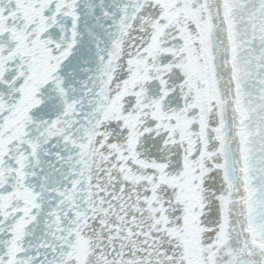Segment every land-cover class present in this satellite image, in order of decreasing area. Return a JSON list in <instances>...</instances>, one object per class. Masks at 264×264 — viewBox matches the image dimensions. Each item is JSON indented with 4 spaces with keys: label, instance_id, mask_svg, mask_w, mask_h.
I'll use <instances>...</instances> for the list:
<instances>
[{
    "label": "snow or ice",
    "instance_id": "1",
    "mask_svg": "<svg viewBox=\"0 0 264 264\" xmlns=\"http://www.w3.org/2000/svg\"><path fill=\"white\" fill-rule=\"evenodd\" d=\"M0 264H264V0H0Z\"/></svg>",
    "mask_w": 264,
    "mask_h": 264
}]
</instances>
